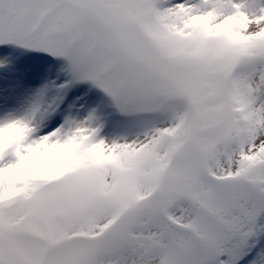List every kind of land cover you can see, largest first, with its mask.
<instances>
[{"label": "snow or ice", "instance_id": "1", "mask_svg": "<svg viewBox=\"0 0 264 264\" xmlns=\"http://www.w3.org/2000/svg\"><path fill=\"white\" fill-rule=\"evenodd\" d=\"M0 264H264V0H0Z\"/></svg>", "mask_w": 264, "mask_h": 264}, {"label": "rangeland", "instance_id": "2", "mask_svg": "<svg viewBox=\"0 0 264 264\" xmlns=\"http://www.w3.org/2000/svg\"><path fill=\"white\" fill-rule=\"evenodd\" d=\"M45 55L41 56V53H29L27 54V58L29 60H35V61H39L42 60L44 58Z\"/></svg>", "mask_w": 264, "mask_h": 264}]
</instances>
